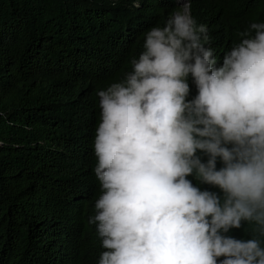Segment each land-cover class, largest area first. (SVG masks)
Instances as JSON below:
<instances>
[{
	"label": "clouds",
	"instance_id": "clouds-1",
	"mask_svg": "<svg viewBox=\"0 0 264 264\" xmlns=\"http://www.w3.org/2000/svg\"><path fill=\"white\" fill-rule=\"evenodd\" d=\"M237 35L215 67L209 28L178 5L96 93L97 264H264V22ZM242 221L251 239L226 235Z\"/></svg>",
	"mask_w": 264,
	"mask_h": 264
},
{
	"label": "trees",
	"instance_id": "trees-1",
	"mask_svg": "<svg viewBox=\"0 0 264 264\" xmlns=\"http://www.w3.org/2000/svg\"><path fill=\"white\" fill-rule=\"evenodd\" d=\"M138 2L0 0V264H97L104 251L89 223L100 195L96 93L124 79L145 33L177 7ZM189 8L209 28L215 67L238 32L264 22V0H189ZM188 83L191 100V75ZM187 179L223 195L195 175ZM252 227L242 221L226 235L251 239Z\"/></svg>",
	"mask_w": 264,
	"mask_h": 264
},
{
	"label": "rangeland",
	"instance_id": "rangeland-1",
	"mask_svg": "<svg viewBox=\"0 0 264 264\" xmlns=\"http://www.w3.org/2000/svg\"><path fill=\"white\" fill-rule=\"evenodd\" d=\"M135 3H139L138 0H135ZM176 4H177V7H178V5H181V4H182V5L184 6L185 10H186L188 13H190L189 0H176ZM177 7H176L174 10H176ZM174 10H173V11H174ZM173 11H172V12H173Z\"/></svg>",
	"mask_w": 264,
	"mask_h": 264
}]
</instances>
